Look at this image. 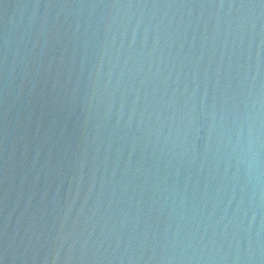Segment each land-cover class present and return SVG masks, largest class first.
I'll use <instances>...</instances> for the list:
<instances>
[{
  "label": "water",
  "instance_id": "water-1",
  "mask_svg": "<svg viewBox=\"0 0 264 264\" xmlns=\"http://www.w3.org/2000/svg\"><path fill=\"white\" fill-rule=\"evenodd\" d=\"M0 264H264V0H0Z\"/></svg>",
  "mask_w": 264,
  "mask_h": 264
}]
</instances>
